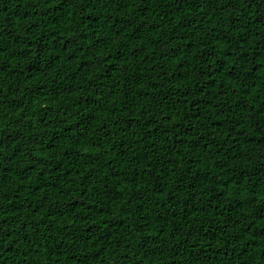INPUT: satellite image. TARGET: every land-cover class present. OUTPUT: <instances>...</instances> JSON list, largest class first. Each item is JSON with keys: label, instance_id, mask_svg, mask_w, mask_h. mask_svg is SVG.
Listing matches in <instances>:
<instances>
[{"label": "trees", "instance_id": "trees-1", "mask_svg": "<svg viewBox=\"0 0 264 264\" xmlns=\"http://www.w3.org/2000/svg\"><path fill=\"white\" fill-rule=\"evenodd\" d=\"M0 264H264V0H0Z\"/></svg>", "mask_w": 264, "mask_h": 264}]
</instances>
